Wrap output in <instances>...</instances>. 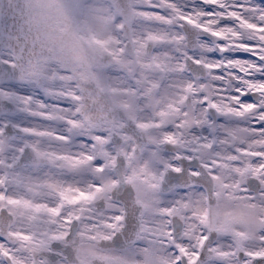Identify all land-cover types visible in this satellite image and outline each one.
<instances>
[{"label": "clouds", "instance_id": "1", "mask_svg": "<svg viewBox=\"0 0 264 264\" xmlns=\"http://www.w3.org/2000/svg\"><path fill=\"white\" fill-rule=\"evenodd\" d=\"M0 264H264V0H0Z\"/></svg>", "mask_w": 264, "mask_h": 264}]
</instances>
